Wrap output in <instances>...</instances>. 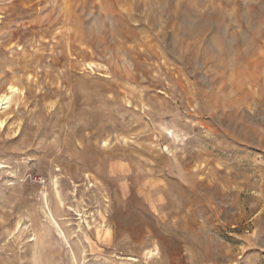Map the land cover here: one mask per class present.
<instances>
[{
  "label": "rangeland",
  "instance_id": "374dc122",
  "mask_svg": "<svg viewBox=\"0 0 264 264\" xmlns=\"http://www.w3.org/2000/svg\"><path fill=\"white\" fill-rule=\"evenodd\" d=\"M0 264H264V0H0Z\"/></svg>",
  "mask_w": 264,
  "mask_h": 264
},
{
  "label": "bare ground",
  "instance_id": "6f19581e",
  "mask_svg": "<svg viewBox=\"0 0 264 264\" xmlns=\"http://www.w3.org/2000/svg\"><path fill=\"white\" fill-rule=\"evenodd\" d=\"M3 103H7V96L5 95L4 97H0V105Z\"/></svg>",
  "mask_w": 264,
  "mask_h": 264
}]
</instances>
